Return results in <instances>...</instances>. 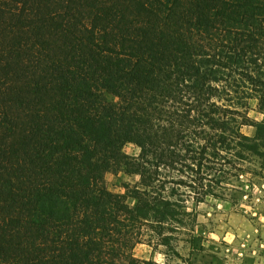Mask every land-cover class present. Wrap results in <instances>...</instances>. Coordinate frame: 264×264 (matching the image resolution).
I'll list each match as a JSON object with an SVG mask.
<instances>
[{
	"label": "trees",
	"instance_id": "trees-1",
	"mask_svg": "<svg viewBox=\"0 0 264 264\" xmlns=\"http://www.w3.org/2000/svg\"><path fill=\"white\" fill-rule=\"evenodd\" d=\"M262 147L264 0H0V264H185L188 201Z\"/></svg>",
	"mask_w": 264,
	"mask_h": 264
},
{
	"label": "rangeland",
	"instance_id": "rangeland-1",
	"mask_svg": "<svg viewBox=\"0 0 264 264\" xmlns=\"http://www.w3.org/2000/svg\"><path fill=\"white\" fill-rule=\"evenodd\" d=\"M254 109L257 110V101L250 100L249 117L261 119L251 112ZM259 150L263 156H252L240 163L238 167L243 172L223 185L226 190L217 191L221 198L207 197L200 204L188 201L186 210L192 215L176 227L178 230L171 240L185 264H264V147ZM123 151L132 157L139 154V149L131 143ZM138 181V177L123 172L108 173L102 187L124 195L126 187ZM128 202L132 204L131 200ZM133 254L159 264H182L165 247L156 244V238L151 246L137 245Z\"/></svg>",
	"mask_w": 264,
	"mask_h": 264
},
{
	"label": "crops",
	"instance_id": "crops-1",
	"mask_svg": "<svg viewBox=\"0 0 264 264\" xmlns=\"http://www.w3.org/2000/svg\"><path fill=\"white\" fill-rule=\"evenodd\" d=\"M255 110V109H254ZM251 112L255 113V114H258L259 116H261V119H262V114H260L258 112V110H251ZM251 119L255 120V121H261V119H257V118H254V117H251ZM250 129H255L254 127H250V126H245L241 129V132L243 134H245L246 136L248 137H254L255 136V131H250Z\"/></svg>",
	"mask_w": 264,
	"mask_h": 264
}]
</instances>
